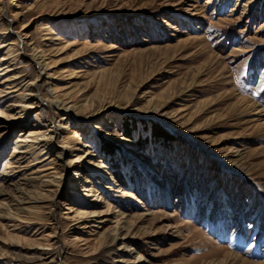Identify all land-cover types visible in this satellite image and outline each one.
Returning a JSON list of instances; mask_svg holds the SVG:
<instances>
[{
    "label": "rangeland",
    "instance_id": "rangeland-1",
    "mask_svg": "<svg viewBox=\"0 0 264 264\" xmlns=\"http://www.w3.org/2000/svg\"><path fill=\"white\" fill-rule=\"evenodd\" d=\"M0 43L34 91L0 98V264H264V0H0Z\"/></svg>",
    "mask_w": 264,
    "mask_h": 264
},
{
    "label": "bare ground",
    "instance_id": "bare-ground-1",
    "mask_svg": "<svg viewBox=\"0 0 264 264\" xmlns=\"http://www.w3.org/2000/svg\"><path fill=\"white\" fill-rule=\"evenodd\" d=\"M25 27H22L21 30L23 31ZM6 33L4 32L3 35H5ZM4 46L2 45V43H0V49H2ZM31 59L32 61L36 62L37 65L40 67V68H43V69H46L47 68V65L44 64L45 60H44V55H43V52H35L31 55ZM3 61V60H2ZM4 65H1L0 68H2ZM9 66L7 67H4L3 70L0 69V72L2 71H5L4 73H7L9 70H8ZM20 82H17L18 80H20ZM3 85H6V90H7V87L10 86V88H13L14 91L13 92H7L5 89L4 91H1L0 92V98H6L8 95H12L13 96H16L19 98L18 101L14 102L16 105H19L21 108H25V109H33L34 106L33 104H29V101L32 100L33 98V90L31 89L33 87V83H29V81L27 82V80L23 79V77H19V74H16L12 79L11 78H8L7 80H5L3 82ZM17 88V89H16ZM9 89V87H8ZM50 105L51 107L58 111V112H63L64 114H67L69 109L62 103V102H58V101H53V102H50ZM254 105V104H253ZM261 112V111H260ZM1 113V112H0ZM1 115V114H0ZM2 116V115H1ZM3 117V116H2ZM35 135H33V133H29L27 136L25 135H21L20 134V137L21 139L18 140L16 143H23V144H28V143H32L34 142L32 139L34 138ZM41 138H45L44 140H48V139H51V135L50 134H45L43 136H41ZM42 141V140H40ZM20 153H23L22 151H17V150H14L13 151V154H20ZM43 153V152H42ZM62 156V154H61ZM78 163V159L74 160L73 165L77 164ZM15 173V172H14ZM14 173L13 174H10V176H14ZM2 175H8V174H2ZM8 187H10L11 190L13 191H20L17 184L15 183H9L8 184ZM86 192H88L89 190H85ZM96 216V215H93V217ZM231 257V256H230ZM237 259L238 261H240L242 264H263V263H255V262H250V261H247L243 258H239L237 256Z\"/></svg>",
    "mask_w": 264,
    "mask_h": 264
},
{
    "label": "trees",
    "instance_id": "trees-1",
    "mask_svg": "<svg viewBox=\"0 0 264 264\" xmlns=\"http://www.w3.org/2000/svg\"><path fill=\"white\" fill-rule=\"evenodd\" d=\"M153 138L158 139V138H164V139H170V135L166 134L161 128H158L157 126H153ZM102 146L103 150L107 151L108 153L112 151V144L106 140H102Z\"/></svg>",
    "mask_w": 264,
    "mask_h": 264
}]
</instances>
